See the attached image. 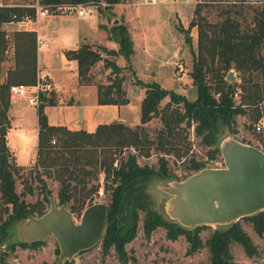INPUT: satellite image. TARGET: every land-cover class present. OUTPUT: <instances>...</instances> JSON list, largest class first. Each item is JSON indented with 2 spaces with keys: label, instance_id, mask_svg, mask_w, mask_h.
I'll list each match as a JSON object with an SVG mask.
<instances>
[{
  "label": "trees",
  "instance_id": "obj_1",
  "mask_svg": "<svg viewBox=\"0 0 264 264\" xmlns=\"http://www.w3.org/2000/svg\"><path fill=\"white\" fill-rule=\"evenodd\" d=\"M36 1L47 13H55L56 7L65 3L93 4L98 11H103L122 0ZM245 1L195 2L193 15L188 22L189 26L196 27L195 48L191 50L189 70L196 92L192 99L162 87L157 81L143 82L135 76L129 63L133 52L132 39L127 26L118 19L110 22L109 26H103L107 38L116 43V49L87 42L65 49L63 53L66 59L75 61L79 82H90V68L100 57L103 66L109 68L107 80L95 84L98 104H124L128 101L123 88L125 76L122 71H130L134 75V82L143 87L139 120L132 126L120 120L101 122L92 131L50 124L43 106L55 104L57 97L51 89L39 91V101L35 105V154L28 174L41 187L40 195L33 201L24 198L32 192L26 178H22L21 190L15 189L18 171L25 166L15 162L6 142V128L9 122V86L31 85L37 77L36 33L33 29L15 28L8 34L3 23L11 20L13 14L16 18L27 14L33 20L35 9L28 4L0 5V242L13 223L39 215L47 209L50 190L46 187L44 175L57 182L56 204L64 205L77 218L86 205L96 201L101 189L106 211L99 244L103 253L112 248L122 264H127L130 257L124 244L135 236L139 214L144 235L157 226L163 227L165 235L171 239L182 234L187 242L188 253L206 246L209 264H234L230 251L232 242L237 243L246 256H254L257 247L242 228L239 219L248 220L256 234L264 235V209L225 225L215 224L202 240L199 230L210 224L185 227L173 219L164 218L147 205L145 191L150 177H176L168 167L169 155L186 161L188 171L182 178L205 166V161L195 158L190 150L189 128L193 136L198 138L199 144L206 147V158L219 160L220 152L215 143L218 124L225 125L229 133H234L238 114L246 115L248 126L259 118L264 121V52L260 49L264 42V0L250 5L251 24L244 26L229 11L215 21H208L200 13L201 7L208 3L226 2L229 10H235ZM101 51L105 56H102ZM106 55H120L124 58V64L120 65ZM5 61L9 63L4 64ZM229 69L234 70L236 79L225 77ZM152 117H156L160 125L150 136L144 123ZM128 148L132 151L122 156L121 153ZM151 150L158 153L157 165L139 164L137 156H149ZM40 242L42 240L30 241L34 244ZM23 243L26 242H18L20 245ZM130 258L133 260V257Z\"/></svg>",
  "mask_w": 264,
  "mask_h": 264
},
{
  "label": "rangeland",
  "instance_id": "obj_2",
  "mask_svg": "<svg viewBox=\"0 0 264 264\" xmlns=\"http://www.w3.org/2000/svg\"><path fill=\"white\" fill-rule=\"evenodd\" d=\"M197 0H156L154 3L148 0H122L118 3L98 11L93 4L85 5V14L76 17L75 14L50 13L37 15L27 23L8 21L3 23L4 30L9 34L13 28L29 27L36 25L40 29H46L43 38L47 41V46H38V61L41 73H47L52 83L51 90H54L53 80L56 84L59 96L63 102L75 100V104H46L43 111L48 122L63 123L65 120L73 118L77 113L82 114L83 107L93 100V90L96 83L105 82L109 68L103 66L101 57L95 61L89 71V83L78 81L75 72L74 62L63 59L60 55L61 46L72 44L71 37L82 36L91 33L90 14L95 16L98 31H105V26H109L111 20L118 19L123 22L132 33L135 39L133 52L129 57V63L134 70L135 76L143 82L157 81L162 87L172 89L184 94L188 99L195 97V88L191 83L189 70L191 67V50L195 48L196 27L189 26V19L193 15V7ZM260 0H246L235 10H229L226 2L208 3L201 7L200 13L208 21L219 20L225 12L229 11L241 23L242 26L251 24L252 4ZM32 4L36 0H0V3ZM226 8V9H225ZM228 8V9H227ZM8 24V25H5ZM102 24V26H100ZM48 29H52L48 31ZM46 35H48L46 37ZM185 35V37H184ZM72 45H69L71 47ZM264 52V42L261 46ZM102 56L105 54L101 51ZM123 65L124 58L120 55H106ZM5 61L4 64H8ZM236 79L235 72L232 70ZM125 76L123 88L129 99L128 122L139 116V96L143 95V87L134 82V75L126 69L122 71ZM53 79V80H52ZM94 86V87H93ZM55 91V90H54ZM56 93V91H55ZM58 94V93H57ZM64 96V97H62ZM237 100V95L234 94ZM13 108L10 114L13 116L6 133L8 143L15 148L16 158L23 163L32 160L36 144V112L35 104L28 103L23 96L12 95ZM10 100V102H11ZM57 102V101H56ZM91 115L101 120H111L115 116L113 108H90ZM125 110V109H124ZM114 112V113H113ZM246 115H236V132L229 133L225 125L218 124L215 130V143L219 146L224 140L234 138L244 140L250 144L264 147V125L260 129L254 127L255 123L248 126ZM150 136H153L160 123L156 117H152L144 123ZM190 150L197 159L205 161L206 167H219L222 159L209 160L206 158L205 146L198 142V138L193 136L189 128ZM131 149H124L122 156ZM158 153L151 150L149 156H137L139 164L157 165ZM168 167L174 173L172 178L150 177L145 187L148 196L147 205L164 218H170L168 213V198L170 194L163 190L164 186L171 185L188 171L185 167L186 161L167 156ZM33 163V162H32ZM26 165L18 171L15 180V189L22 188V178H26L32 187V192L25 195L26 201H33L40 194V183L30 178ZM46 187L50 190V197L56 199L57 182L43 175ZM101 181V174H99ZM101 185V182H99ZM104 194H97L96 201H103ZM56 202V201H55ZM141 214L138 219V229L136 234L124 247L129 257L127 264H209L208 251L206 246H201L197 250L188 253L187 242L182 234L171 239L165 235L164 228L155 227L148 235H144L141 230ZM76 220L77 217H74ZM25 220V219H24ZM13 223L6 236L0 242V264H56L59 252L58 245L53 235L49 234L40 243L18 244L22 241L20 235V225L24 221ZM242 228L251 237L257 247L254 256H246L241 247L232 242L230 251L234 264H264V235H258L251 228L248 220L239 219ZM215 227L214 225L204 226L199 230V235L203 240ZM65 261V262H64ZM63 264H122L117 259L114 250L110 248L103 253L99 241L86 249L79 250L70 258L63 260Z\"/></svg>",
  "mask_w": 264,
  "mask_h": 264
},
{
  "label": "water",
  "instance_id": "obj_3",
  "mask_svg": "<svg viewBox=\"0 0 264 264\" xmlns=\"http://www.w3.org/2000/svg\"><path fill=\"white\" fill-rule=\"evenodd\" d=\"M225 77H233L231 69ZM218 148L221 166L201 167L163 187L170 194V219L182 226L225 225L264 209V149L234 138L224 140ZM105 211L103 201H94L76 220L67 207L49 196L44 212L21 223V239L34 241L53 235L59 249L56 264H63L64 259L99 241Z\"/></svg>",
  "mask_w": 264,
  "mask_h": 264
},
{
  "label": "crops",
  "instance_id": "obj_4",
  "mask_svg": "<svg viewBox=\"0 0 264 264\" xmlns=\"http://www.w3.org/2000/svg\"><path fill=\"white\" fill-rule=\"evenodd\" d=\"M2 4H14V3H10V2L9 3H0V5H2ZM46 14H48V13H46ZM54 14H57V13H54ZM76 17H81V16H76ZM90 18H91L90 26L92 27V32L91 33H85L82 36H79V34H77L74 37L72 36L71 37V41L72 42H70L72 44H69V45H72L71 47H69V45L60 47L61 48V53H60L61 57L63 59H65V60H67V61H73L74 62V68H75V61L73 59H66V57L64 56L63 51L65 49L75 48L80 42H87V43H89L91 45H98V46L101 45V46H105L106 48L116 49V43L112 39L107 38V32L105 33V31L103 29L100 32L98 31L99 28L97 27V23L95 21V16L93 14H90ZM5 25H8V24H5ZM15 28H13V29H15ZM22 28H24V29H33L35 31L37 37L41 38L44 41H45V39H47V38H43L44 35H45L44 31L46 29H40L36 25H31L29 27H22ZM50 30H52V29H48V31H50ZM128 32H129L130 37L132 39V47H133V46H135L136 42H135V39L132 38V33H131V31L129 29H128ZM47 36L48 35H46V37ZM37 49L38 48H36V66H37L38 72L41 73L40 72L41 71L40 70L41 67H40L39 61H38V50ZM75 72H76V70H75ZM52 82H53L54 90L56 91V93H55V95L57 97V102L56 103L61 104V105L62 104H70V103L75 104L76 103L75 100H73V99L70 102L64 103L62 98H60V96H59L60 92L58 91L54 80ZM94 89H95V87H94ZM93 92H94L93 100L90 101L89 104L85 105V107H83L84 110L82 111V114H78L77 113L73 118L65 120L62 124L61 123L60 124L59 123H51V122H49V123L50 124L64 125L67 128H69V129H79V128H81V129H84L86 131H92L98 123L109 122V121H112V120H120V121L126 123L129 126H132V125L138 123L139 116H138V120L137 121L134 119L132 122H128L129 112H127V110H128L127 106L129 104V99L124 104H98V103H96V99H95V90H93ZM62 97H64V96H62ZM141 97H142V95H141ZM141 97L139 96V99H141ZM12 102L13 101L10 102V105L8 107V110H7V114H8V117H9V122H8V126L6 128V133H7L8 128L10 126L11 118L13 117L10 114V110L13 108V105H12L13 103ZM104 107L113 108V110H115V113L113 112L115 116H112L113 118H111V120L105 121V120H101L99 118H96L94 115L93 116L91 115V109L90 108H104ZM36 132H37V127H36ZM6 142H7V145L9 147V149L11 150V152H12V154L14 156V160H15V162L17 164L22 165V166H26V165H28V164L33 162L35 151H34L32 160L30 162H28V163H23L22 161H20V160H18L16 158L17 157L15 155V153H16L15 150L16 149L12 148L9 145L7 136H6Z\"/></svg>",
  "mask_w": 264,
  "mask_h": 264
},
{
  "label": "built area",
  "instance_id": "obj_5",
  "mask_svg": "<svg viewBox=\"0 0 264 264\" xmlns=\"http://www.w3.org/2000/svg\"><path fill=\"white\" fill-rule=\"evenodd\" d=\"M148 1L154 3L156 0H148ZM100 3L101 5L104 4L103 2ZM30 5L34 7L35 13H37V15H45L47 13V10L44 7H42L40 4H38L37 1ZM85 9H86L85 4L82 3H65L57 6L55 9L56 11L55 13H64V14L68 13V14H75L76 16H82L86 12ZM11 20L20 23H27L31 21V18L27 14H23L19 18H16V16L13 14ZM35 43L37 47L48 45L46 41L42 40L37 36ZM51 85L52 83L50 80V76L47 73L37 72V77L33 84L31 85L12 84L9 86V93H10V97L12 95L23 96L26 98V101L28 103L36 105L37 102L39 101L38 98L39 91H49L52 88ZM263 125H264V121L261 118H259L255 123L254 127L259 130L260 127ZM98 193L101 194V189H99Z\"/></svg>",
  "mask_w": 264,
  "mask_h": 264
}]
</instances>
